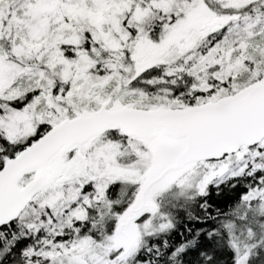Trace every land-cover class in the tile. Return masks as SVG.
<instances>
[{
  "label": "snow or ice",
  "instance_id": "6c2138e0",
  "mask_svg": "<svg viewBox=\"0 0 264 264\" xmlns=\"http://www.w3.org/2000/svg\"><path fill=\"white\" fill-rule=\"evenodd\" d=\"M0 264H264V0H0Z\"/></svg>",
  "mask_w": 264,
  "mask_h": 264
},
{
  "label": "trees",
  "instance_id": "16d2710c",
  "mask_svg": "<svg viewBox=\"0 0 264 264\" xmlns=\"http://www.w3.org/2000/svg\"><path fill=\"white\" fill-rule=\"evenodd\" d=\"M217 198L215 197V195L213 194V200H216Z\"/></svg>",
  "mask_w": 264,
  "mask_h": 264
}]
</instances>
